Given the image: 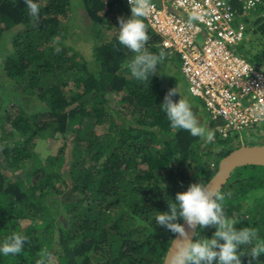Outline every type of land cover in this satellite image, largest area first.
<instances>
[{
    "label": "trees",
    "instance_id": "16d2710c",
    "mask_svg": "<svg viewBox=\"0 0 264 264\" xmlns=\"http://www.w3.org/2000/svg\"><path fill=\"white\" fill-rule=\"evenodd\" d=\"M34 2L36 23L25 0H0V246L13 233L29 237L22 253L0 254V264H36L42 250L50 264H164L175 234L156 216L191 183L205 184L235 147L221 138L216 149L170 127L161 104L176 82L165 62L148 82L131 76L135 53L117 41L118 17L131 16L124 0H83L94 30L87 54L66 40L71 0ZM254 14L261 47L240 49L264 63V0ZM148 35L146 47L161 51L160 36L150 27ZM47 133L71 140L69 153L64 141L46 158L37 154ZM219 191L235 227L264 240V165L235 167ZM215 230L198 226L193 240ZM253 264H264V254Z\"/></svg>",
    "mask_w": 264,
    "mask_h": 264
},
{
    "label": "built area",
    "instance_id": "2783aa9c",
    "mask_svg": "<svg viewBox=\"0 0 264 264\" xmlns=\"http://www.w3.org/2000/svg\"><path fill=\"white\" fill-rule=\"evenodd\" d=\"M128 3V0H125ZM262 0H152L149 27L166 55L177 53L189 91L199 96L221 136L264 122V63L241 52ZM129 4V3H128ZM200 16L189 26V17ZM217 120V121H216Z\"/></svg>",
    "mask_w": 264,
    "mask_h": 264
},
{
    "label": "clouds",
    "instance_id": "9594fccd",
    "mask_svg": "<svg viewBox=\"0 0 264 264\" xmlns=\"http://www.w3.org/2000/svg\"><path fill=\"white\" fill-rule=\"evenodd\" d=\"M128 3L131 16L118 17L117 41L119 45L135 53L127 65L131 76L148 82L150 76L157 73L159 66L164 64L166 59L163 50L153 53L146 47L150 39L149 24L146 20L150 22L155 5L152 0H128ZM25 4L33 23L38 22L41 5L34 0H25ZM199 19V15H191L189 26ZM252 31L253 27L251 35ZM53 43L57 45L55 51L59 53L61 51L58 46L59 37L54 38ZM178 93L176 88L169 89L161 104L170 127L174 130H187L192 136L211 143L215 138L214 131L208 130L199 122L196 112L193 111L194 105L189 99L179 93V100L174 101L173 97ZM261 111L264 112V109ZM175 201L169 203L170 212H159L156 216L157 225L164 226L175 234V247L169 253L168 264H213L214 261L215 264H242L241 257L245 255L249 257L248 264H253V261L264 254V240L259 239L257 229L242 227L238 230L235 227L237 221L227 215L225 195L218 188L206 185L199 179L191 183L186 191L178 192ZM180 220H183L184 224H181ZM197 226L200 228L215 226L216 230L211 238L201 237L193 240L188 229L196 235ZM26 241H29L27 235L13 233L0 246V254L4 256L20 254ZM245 245L251 246L250 252L241 248ZM40 257L36 264H50L52 257L47 250H42Z\"/></svg>",
    "mask_w": 264,
    "mask_h": 264
},
{
    "label": "rangeland",
    "instance_id": "374dc122",
    "mask_svg": "<svg viewBox=\"0 0 264 264\" xmlns=\"http://www.w3.org/2000/svg\"><path fill=\"white\" fill-rule=\"evenodd\" d=\"M71 6L73 7L71 10V19L68 18L69 23V30L67 31V41L70 44L76 45L80 50H82L85 54L90 53V45L94 41V30L91 28L90 24L91 21L89 17H87L86 10L83 6V0H71ZM256 16V15H255ZM254 16V17H255ZM107 33V37H109V32ZM251 35V34H250ZM249 38L243 40V41H237L233 44V46H237L239 48L243 47L247 50V47L249 44L256 45L253 47V51L250 53V55H253V52L256 51L257 48L261 47L260 41L256 38L254 33L252 32V35ZM251 37V38H250ZM250 40V42H249ZM2 43L0 39V49L2 50ZM5 52L4 50H2ZM1 51V52H2ZM0 52V53H1ZM181 64V58L179 54L177 53H167L166 60H165V69L167 70L168 75H170L171 79H173L176 84L175 87L181 94V96L186 97L189 99V101L194 105L193 111L196 112V115L198 117L199 122L206 126L208 130L214 131V133L218 134L215 135L212 147L214 148L216 146V149H220L219 143L221 138L225 140L226 145H230V147L234 146H240L243 144H255V143H264V122L260 124H255L253 128L251 129H241V130H232L229 132L228 136L223 137L219 133V126L217 125L220 123V120H216L217 122L211 121L212 119L209 116V113L202 101V99L199 96L193 95L189 89H188V81L185 77V75L182 73L180 69ZM0 74L3 75V73L0 72ZM4 76V75H3ZM118 97V96H116ZM113 105H116L113 102ZM211 124L213 123V127L215 126L216 129H214ZM222 139V140H223ZM203 140V139H202ZM68 141L67 144V153H69V149L71 147V140H67L64 136H55L51 135L50 133H47L45 135V138L37 139L34 151L39 154L42 158H46L49 155L54 154V152L58 149V147L62 144V142ZM204 141V140H203ZM205 144H207L204 141ZM208 147L203 148L207 149ZM69 157V155H68ZM7 173H10V168L4 167L3 168ZM11 171V170H10ZM56 195L48 196V203L53 204L56 203L54 206L56 207L58 204H60L61 200H58L55 198ZM213 233L210 235V238L212 237Z\"/></svg>",
    "mask_w": 264,
    "mask_h": 264
},
{
    "label": "water",
    "instance_id": "95a60500",
    "mask_svg": "<svg viewBox=\"0 0 264 264\" xmlns=\"http://www.w3.org/2000/svg\"><path fill=\"white\" fill-rule=\"evenodd\" d=\"M249 163L264 165V143L243 144L233 148L220 159L216 172L205 184L220 190L235 167ZM181 224H184V221ZM197 228L195 231H197ZM188 231L191 238L194 239L195 235L192 230L188 229ZM174 240L175 236L165 255L164 264H168L169 253L175 247Z\"/></svg>",
    "mask_w": 264,
    "mask_h": 264
}]
</instances>
